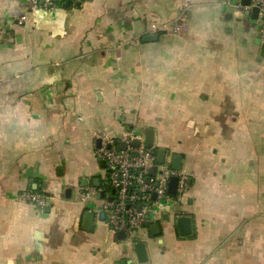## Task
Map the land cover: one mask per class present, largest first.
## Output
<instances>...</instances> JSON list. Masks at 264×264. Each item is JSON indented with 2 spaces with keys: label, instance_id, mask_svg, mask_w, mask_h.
Returning a JSON list of instances; mask_svg holds the SVG:
<instances>
[{
  "label": "crops",
  "instance_id": "0c3cea01",
  "mask_svg": "<svg viewBox=\"0 0 264 264\" xmlns=\"http://www.w3.org/2000/svg\"><path fill=\"white\" fill-rule=\"evenodd\" d=\"M66 1L0 0V115L38 121H0V264H264V40L251 18L231 0ZM148 130L166 165L182 157L189 188L121 240L101 218L97 142L144 144ZM28 189L50 197L44 210L18 199Z\"/></svg>",
  "mask_w": 264,
  "mask_h": 264
},
{
  "label": "built area",
  "instance_id": "2783aa9c",
  "mask_svg": "<svg viewBox=\"0 0 264 264\" xmlns=\"http://www.w3.org/2000/svg\"><path fill=\"white\" fill-rule=\"evenodd\" d=\"M56 1L59 0H32V4L36 9L42 3L45 7L54 5ZM84 1L72 0L75 5ZM252 7H259L261 16H264V0H252ZM26 21V16L19 19L20 25ZM163 28L161 23L155 21L151 23L149 30L155 34ZM185 28L184 25L177 26L174 31L179 33ZM135 139L131 137L114 142L102 137V146L97 151V156L105 164L108 173V195L106 194L103 207L108 227L117 235L124 233L128 239L148 225L154 208L160 209L173 199L181 201L189 188L185 174L166 164L160 165L158 154L154 149H147L141 141L140 147H133ZM120 144H127V150H120ZM153 169L156 173L151 175ZM173 178L179 181L175 197L168 193ZM111 198L112 201H109ZM18 199L40 210H44L50 201V197L32 189L23 191Z\"/></svg>",
  "mask_w": 264,
  "mask_h": 264
},
{
  "label": "water",
  "instance_id": "95a60500",
  "mask_svg": "<svg viewBox=\"0 0 264 264\" xmlns=\"http://www.w3.org/2000/svg\"><path fill=\"white\" fill-rule=\"evenodd\" d=\"M67 6H69L71 4V0H67L66 1ZM231 4L232 6L236 9V11H238L239 13H241L243 16L245 17H249L251 18V20L254 22L253 24V28L257 31V33L260 34V36L263 38L264 40V16H261L260 14V9L259 7H252V0H231ZM42 5H44V3H42ZM157 39V36H150L149 37V41H154ZM102 142L99 140L97 142V148L101 147ZM140 140L136 139L133 142V147L138 148L140 147ZM144 146L147 149H154V132L152 130H148L146 133V137L144 140ZM128 145L127 144H121L119 149L120 150H127ZM166 152L165 151H161L158 154V163L160 165H164L166 163ZM172 168L176 171H181L182 169V157L181 156H176L172 162ZM156 173V170L153 169L151 171V175H154ZM178 179L177 178H173L170 181L169 184V195L172 197H175L177 194V188H178ZM97 187H100L97 186ZM71 191L68 190L67 191V197L68 194H70ZM101 197L102 199H105L106 195L105 192L101 193ZM70 198V197H68ZM154 199H156V196L154 195ZM109 201H112V198L109 199ZM177 213H181L180 210L176 211ZM104 217L106 218V214L104 212L101 213V218L104 219ZM149 219V218H148ZM94 221H95V214L93 212H89L86 214V218H85V223H86V228H92L94 225ZM175 225L179 231V235L181 238H190L193 235V220L190 217L181 215L179 217L176 218L175 221ZM159 225H155L152 227V233L155 235V230L159 231ZM125 234L124 233H120L119 234V239L121 240H125ZM135 252L136 255L138 257V261L140 263H146L148 261V256H147V251H146V245L143 243H138L135 245Z\"/></svg>",
  "mask_w": 264,
  "mask_h": 264
},
{
  "label": "clouds",
  "instance_id": "9594fccd",
  "mask_svg": "<svg viewBox=\"0 0 264 264\" xmlns=\"http://www.w3.org/2000/svg\"><path fill=\"white\" fill-rule=\"evenodd\" d=\"M18 109L8 111L5 114L0 115V121H3L4 123H13L15 122V126L20 128L22 131H28L30 128L35 126L38 121H28L23 118V116H18ZM3 135L2 130H0V136Z\"/></svg>",
  "mask_w": 264,
  "mask_h": 264
},
{
  "label": "trees",
  "instance_id": "16d2710c",
  "mask_svg": "<svg viewBox=\"0 0 264 264\" xmlns=\"http://www.w3.org/2000/svg\"><path fill=\"white\" fill-rule=\"evenodd\" d=\"M59 1L64 2V0H59ZM161 33H162V32H160L159 34H161ZM154 151H155L156 153H158L159 150H158V149H154ZM35 192H36V193H40L39 190H37V191H35Z\"/></svg>",
  "mask_w": 264,
  "mask_h": 264
}]
</instances>
